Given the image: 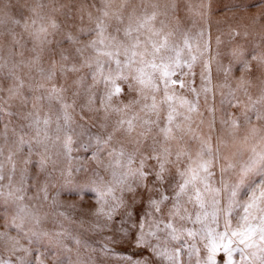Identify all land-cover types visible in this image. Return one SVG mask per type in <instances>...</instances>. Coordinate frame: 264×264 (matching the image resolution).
<instances>
[{
  "label": "snow or ice",
  "instance_id": "obj_1",
  "mask_svg": "<svg viewBox=\"0 0 264 264\" xmlns=\"http://www.w3.org/2000/svg\"><path fill=\"white\" fill-rule=\"evenodd\" d=\"M214 15L0 0V264H264V12L226 65Z\"/></svg>",
  "mask_w": 264,
  "mask_h": 264
},
{
  "label": "rangeland",
  "instance_id": "obj_2",
  "mask_svg": "<svg viewBox=\"0 0 264 264\" xmlns=\"http://www.w3.org/2000/svg\"><path fill=\"white\" fill-rule=\"evenodd\" d=\"M213 10L215 12V15L212 17V25L210 28V35H211V48L214 52L217 49L216 44V37L219 36L221 43L219 45V50L221 51L222 55L220 57V60L223 64L228 63V57L224 55L225 52L228 50L229 45V36L227 34V25L223 23L225 17H235L237 19L229 20V23H237L238 19L243 17L247 18L252 15L259 14L261 12H264V0H212ZM217 20L221 21V24L217 26L215 23ZM259 30V26L256 27V29L252 30L253 35L256 31ZM252 37H249V40H251ZM253 67L255 68V62L253 61ZM235 70L233 73V80L235 81L241 76V71L239 70L238 66H234ZM199 72V67H197V73ZM212 75L214 81L222 80V75H217L216 73V65L213 62L212 64ZM253 79H255L256 73L253 74ZM199 82V76L197 75V83ZM253 94L256 93V88L254 87L252 89ZM0 143H2V140H0ZM61 200L65 204H72L76 203L77 206H79V198L72 197L70 198L68 195H63L61 197ZM88 203H91L89 201ZM87 207V204L85 205ZM87 219V218H85ZM3 224V220H0V225ZM15 233H13L14 235ZM127 249H121V251H126ZM0 251H3V248L0 247ZM73 253H75V248H73ZM45 264H53V261L51 257L47 258L45 260ZM112 264H115V261L112 262Z\"/></svg>",
  "mask_w": 264,
  "mask_h": 264
}]
</instances>
